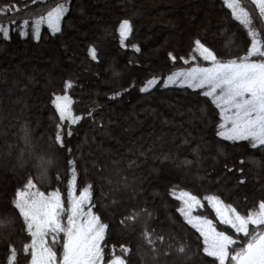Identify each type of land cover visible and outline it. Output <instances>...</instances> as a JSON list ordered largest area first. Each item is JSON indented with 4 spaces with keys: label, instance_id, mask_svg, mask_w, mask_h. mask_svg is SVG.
I'll use <instances>...</instances> for the list:
<instances>
[{
    "label": "trees",
    "instance_id": "16d2710c",
    "mask_svg": "<svg viewBox=\"0 0 264 264\" xmlns=\"http://www.w3.org/2000/svg\"><path fill=\"white\" fill-rule=\"evenodd\" d=\"M183 1L194 6L186 9L181 2L170 8L167 25L161 28L164 33L155 39L147 38L143 14L140 18L133 14L138 5L136 0L121 3L120 0H69V12L60 33L52 34L43 26L39 40L32 37L30 28L27 36L19 35L16 27L12 28L9 40L0 35V50L16 57L9 60L0 56V125L3 126L0 147L9 145L11 151L9 157H0L6 164H0V217L13 221L11 227L0 228V264L5 262L9 243L19 249L29 242L10 201L29 175L35 178L36 168L32 164L38 153L53 161L48 179L38 187L45 192L58 189L65 197L71 178L68 161L75 160L78 189L92 185L93 203L109 225L108 244L116 245L117 254H120L119 245L130 247L129 264L155 262L153 252L141 237L145 227L165 235L163 245L157 242L159 256L155 263L185 264L183 257L175 252L178 243H185L193 253L189 264H207L195 255L202 238L177 212L180 202L170 194L174 188L190 191L200 198L220 195L241 211L264 198V152L242 147L247 145L246 141L234 143L216 136L217 110L198 94L200 90L162 85L151 93L139 90L151 75L163 77L186 67L179 59L170 60L168 53L187 58L196 37L206 41L218 55H226L224 46L231 33L236 32L235 41L242 47L243 30L230 18L222 0H199L197 4V0ZM58 2L63 0H44L48 7ZM6 3H14L19 12L0 17V23L4 24L15 19L19 25L22 19H30L33 12L46 11L44 5L33 4L31 0H0V4ZM201 17H205L206 27H202ZM93 18L102 31L85 27ZM123 19L131 21L133 31L122 43L119 24ZM80 33H89L90 38H81ZM171 35L178 38L168 40ZM132 45H137L140 51H135ZM91 48L96 49V60L91 58ZM29 78L34 86L25 94L28 108L25 112L21 110L19 116L17 110L24 94L18 89L27 90ZM67 81L73 85L67 89L73 113L81 115L94 109L95 122L85 118L71 125L73 135H65V148L60 149L51 139L59 123L52 99L54 94L64 93ZM123 89L127 91L111 99ZM201 108H206L207 113ZM68 127L65 122V132ZM17 151H21L19 167L12 163ZM165 156L168 158L164 159ZM250 156L259 164L250 163ZM241 159L245 160L243 165L239 164ZM237 167H243V173L237 172ZM241 175L245 177L243 184L238 183ZM204 204L199 213L212 218L214 213ZM141 209L151 213V218L141 212L134 222L121 223ZM169 234L176 239L170 240ZM168 244L172 245L171 254L165 256ZM20 264H25L23 257Z\"/></svg>",
    "mask_w": 264,
    "mask_h": 264
},
{
    "label": "snow or ice",
    "instance_id": "6c2138e0",
    "mask_svg": "<svg viewBox=\"0 0 264 264\" xmlns=\"http://www.w3.org/2000/svg\"><path fill=\"white\" fill-rule=\"evenodd\" d=\"M31 2L44 5L46 11L33 12L30 19H22L19 25L15 19H9L8 24L0 23V35L4 40L10 39L13 27L18 29L21 36H27L30 28L36 40L40 39L43 26L52 34L61 32L62 21L69 12V0L58 2L54 7L45 5L44 0ZM222 2L229 10L230 18L238 22V28L243 30L242 47L235 41L236 32L231 33L224 46L226 55H218L206 41L196 37L187 58L168 53L170 60L175 62L179 59L186 67L177 68L163 77L151 75L139 90L141 93H151L158 85L164 88L176 86L199 89L198 94L207 98V102L217 110L216 136L234 143L246 141L247 145L242 147H247L249 151L264 152V0ZM18 12L19 8L14 3L0 4V17ZM132 31L131 21L123 19L119 24L122 43ZM132 47L140 51L137 45ZM89 51L91 58L96 60V49L91 48ZM72 86L71 81L65 82L64 93L54 94L52 99L55 111L59 114V123L51 139L60 149L65 148V135H73L71 125L85 118L95 122L94 109L81 115L73 113L72 99L67 94V89ZM123 91L127 89L115 92L111 99L121 96ZM201 111L207 113L206 108H201ZM65 122L69 125L66 132ZM24 131L27 143L28 133L26 129ZM67 151L71 154L70 148ZM34 159L35 178L29 175L10 201L29 242L23 243L19 249L9 243L4 264H20L21 257L25 264H129L130 247L119 245L120 254H117L116 245L108 244L109 225L102 220L93 203L92 185L87 184L78 189L75 160L68 161L71 178L67 183L65 197L58 189L51 192L40 190L38 184L48 179L53 161L43 155ZM248 161L254 165L259 164L251 156ZM244 163L243 159L239 161L240 165ZM20 166L23 167V164ZM236 170L240 173L244 171L243 167H237ZM228 171L232 169L228 168ZM244 182L245 177L241 175L238 183ZM170 194L180 202L177 212L202 238V244L198 246L195 255L206 260L207 264H264V198H260L253 207L241 211L217 194L200 198L190 191L175 188ZM204 202L214 213L212 218L193 214L194 209L205 207ZM141 212L151 218V213L141 209L135 214H129L121 223L134 222ZM12 224L11 218L0 217V228H9ZM141 237L156 261L159 256L157 242L163 245L165 235L145 227ZM169 239L176 238L169 234ZM171 249L172 245L168 244L163 254L170 255ZM175 252L183 257L185 264H189L193 253L187 244L178 243Z\"/></svg>",
    "mask_w": 264,
    "mask_h": 264
},
{
    "label": "rangeland",
    "instance_id": "374dc122",
    "mask_svg": "<svg viewBox=\"0 0 264 264\" xmlns=\"http://www.w3.org/2000/svg\"><path fill=\"white\" fill-rule=\"evenodd\" d=\"M136 1L138 2L137 7H136V5L134 6V8L136 7L135 8L136 11L134 10V12L133 11L132 12H133L134 15L138 16V18H140V16L143 14V16H141V17L143 18V21H145L146 24H147V26L145 27L146 31H147V35H148L147 38H153V39L158 38L159 35L164 33L163 29H161V28L165 27L167 25V21L169 19V16L171 15L170 11H169L170 8H174L177 4L181 5V2H183V4L185 6H187L186 9L190 8V7L192 8L194 6V4H189V2L183 1V0H181V1H177V0H140L141 4H139V0H136ZM198 1L199 0H197L195 4H197ZM202 1L204 2L205 0H201V2ZM121 2H122V0H120V3ZM178 2H180V3H178ZM205 4H207V3H205ZM120 5L123 6V3L120 4ZM128 5H129V7H131L132 5H134V2L130 3ZM128 11L130 12L131 10L129 9ZM97 13L100 14V11L98 10ZM96 22H97V19L93 18L92 22H90L89 24H86L85 27H88L90 29V31L91 30H95V29H98V30L102 31L103 30L102 27L99 24L97 25ZM200 23L203 24L202 27H206L207 26V21L205 22V17H203V18L201 17V22ZM200 29H202V28H200ZM79 36H81V38H90V34L89 33H85V34L80 33ZM173 38H178V36L177 35H171V36H169L168 40H173ZM83 40H85V39H83ZM147 51H148V49H147ZM67 52H68V49L65 51V53H67ZM142 55L144 56L145 54H142ZM0 56H5V57L9 58V60H14L16 58L14 55H12V54L10 55V53L6 54V51H4L2 49L0 50ZM132 62L134 63L133 60H132ZM29 79L27 80L28 88L25 91H22L20 89H18L19 90L18 91L17 90V86H14L15 83L13 82L14 83L13 86H12L13 87V92L16 93L18 91V92L24 94L23 95L24 97L22 98L21 104L19 103L20 100H17V103L20 104V105L18 104L19 107H18V110H17V114L19 116L22 114L21 110H23L25 112L26 108H28V106H27L28 104H26V100H27L28 96H25V94L26 95L29 94L31 92V89L34 86L32 80L31 79L29 80ZM170 87H176V86H170ZM176 88H179V87H176ZM197 90H199V89H197ZM0 111H2V109H0ZM2 127L3 126L0 125V128H2ZM10 153H11V151H10V146L9 145L7 146V148H4V149H3V147H0V157H1V155H2L3 158L9 157ZM40 154L41 153H38L36 156H38ZM19 161H21V151H17L15 153V159L12 160V163L14 164V166L19 167V164H20ZM0 164L1 165H6L3 162L2 158H0ZM32 166L35 167V160H34ZM12 167H11V169H13ZM112 192H114V191L112 190ZM200 210L201 209H194L193 214L194 215L195 214H200L199 213ZM155 262L153 264H158V263H155ZM170 263L173 264L172 262H170ZM159 264H161V263H159Z\"/></svg>",
    "mask_w": 264,
    "mask_h": 264
}]
</instances>
